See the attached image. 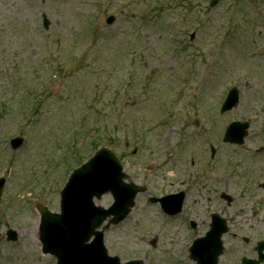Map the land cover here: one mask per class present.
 Masks as SVG:
<instances>
[{"label":"rangeland","instance_id":"374dc122","mask_svg":"<svg viewBox=\"0 0 264 264\" xmlns=\"http://www.w3.org/2000/svg\"><path fill=\"white\" fill-rule=\"evenodd\" d=\"M232 86L238 104L220 113ZM232 120L249 123L242 145L221 141ZM16 135L25 142L12 150ZM100 146L146 188L103 230L110 255L196 264L188 247L217 212L229 228L218 263L254 258L264 239V0H0V264H56L41 251L37 203L59 212L70 172ZM186 184L179 215L148 199Z\"/></svg>","mask_w":264,"mask_h":264},{"label":"water","instance_id":"95a60500","mask_svg":"<svg viewBox=\"0 0 264 264\" xmlns=\"http://www.w3.org/2000/svg\"><path fill=\"white\" fill-rule=\"evenodd\" d=\"M112 20V19H110ZM110 22V21H109ZM44 27L47 22L44 21ZM237 89L229 90L221 111L230 109L237 103ZM247 122L232 121L228 124L223 141L241 143L246 134ZM20 143L11 140V145ZM121 165L114 153L107 147L97 150L84 164L74 169L60 191V212L55 213L39 206L41 213L40 241L43 252H51L59 264H142L140 260L120 262L118 257L108 255L103 244V231L97 228L109 218L107 225L118 223L129 212L138 188L123 181ZM0 181V194L2 191ZM110 192L113 203L108 208L95 205L93 197L100 198ZM170 199L176 204L171 205ZM162 208L173 213L181 202V197L168 196L160 199ZM179 208V207H178ZM210 229L203 237L193 240L189 248L190 257L197 264H217L222 252L221 235L227 230L225 220L212 214ZM90 237L93 239L88 242ZM15 233L8 231V239L14 240ZM264 243L256 246L258 258L247 260L244 264H259L264 256Z\"/></svg>","mask_w":264,"mask_h":264},{"label":"bare ground","instance_id":"6f19581e","mask_svg":"<svg viewBox=\"0 0 264 264\" xmlns=\"http://www.w3.org/2000/svg\"><path fill=\"white\" fill-rule=\"evenodd\" d=\"M36 229H34V231H35Z\"/></svg>","mask_w":264,"mask_h":264}]
</instances>
